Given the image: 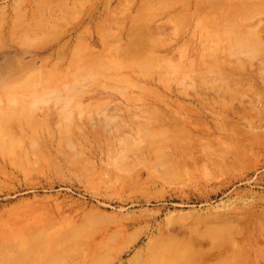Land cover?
<instances>
[{
    "label": "rangeland",
    "instance_id": "rangeland-1",
    "mask_svg": "<svg viewBox=\"0 0 264 264\" xmlns=\"http://www.w3.org/2000/svg\"><path fill=\"white\" fill-rule=\"evenodd\" d=\"M239 234L264 247V0H0V264H220Z\"/></svg>",
    "mask_w": 264,
    "mask_h": 264
},
{
    "label": "bare ground",
    "instance_id": "bare-ground-1",
    "mask_svg": "<svg viewBox=\"0 0 264 264\" xmlns=\"http://www.w3.org/2000/svg\"><path fill=\"white\" fill-rule=\"evenodd\" d=\"M227 221L228 220H226V218H223L220 220V222H218V225L225 226L228 223ZM124 225H125L124 223H120L118 228H117V231H121L123 229ZM233 236H236V235H233ZM231 238H229V239H231ZM227 241H229V240H227ZM113 242H115L117 244V249H118L119 254L123 253L130 246V244H128V245L120 244L119 245V242H117L116 240ZM256 243H257V239L249 237L247 235H242V234L240 235L239 234L234 239L233 243L231 244L232 246L230 245L229 246L230 248H226V249H228L229 253H230V250H231V252H236L237 254L241 252L242 258L241 259H239V258L232 259L231 258L232 256L224 255V257L220 260L221 261L220 264H245L244 261H246L247 264H264V247L259 248L256 246ZM111 244H112V239H110V237H108V236H102L99 238H97L94 235L88 236L85 239V244H84L85 247L83 248L84 252L81 253L80 255H78L76 260L86 262V261L92 259L101 250H103L109 246H112ZM248 247H254L255 248L254 255H253L254 257H252L254 259L251 261L247 260V257H246L247 255L243 253L246 251V249ZM137 259H138V261L142 262V261H146V260L150 261V260L157 259V258L154 257L153 255L152 256L149 255L146 257L140 256ZM156 263L157 262H154L152 264H156Z\"/></svg>",
    "mask_w": 264,
    "mask_h": 264
}]
</instances>
